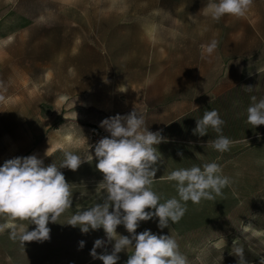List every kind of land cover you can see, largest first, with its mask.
<instances>
[{
  "label": "rangeland",
  "instance_id": "obj_1",
  "mask_svg": "<svg viewBox=\"0 0 264 264\" xmlns=\"http://www.w3.org/2000/svg\"><path fill=\"white\" fill-rule=\"evenodd\" d=\"M206 3L0 0V166L36 155L45 166L59 167L65 151L94 157V145L110 135L101 121L136 108L146 127L166 138L157 146L162 159L152 186L161 203L179 199L175 182L167 179L176 169L216 162L231 180L214 200L188 201L185 215L170 228L160 229L153 218L141 221L137 234H171L188 264H237L232 242L238 238L248 264H259L264 125L253 128L246 117L251 96L264 98V0H254L244 17L219 21L203 14ZM212 40L216 50L202 56L201 46ZM121 86L127 91L120 92ZM212 109L224 121L222 135L233 142L224 153L207 146L217 136L212 129L203 137L193 134L196 119ZM97 162L94 157L76 171L60 169L71 184L72 207L48 224L47 241L23 247L9 231L0 233V264H103L90 253L97 239H107L104 230L83 234L66 224L77 211L103 202ZM12 223L17 229L28 225ZM249 223L252 228L245 229ZM116 231L130 236L123 225ZM113 244L106 245L109 253ZM127 251L118 254L117 264H126L133 249Z\"/></svg>",
  "mask_w": 264,
  "mask_h": 264
},
{
  "label": "clouds",
  "instance_id": "obj_2",
  "mask_svg": "<svg viewBox=\"0 0 264 264\" xmlns=\"http://www.w3.org/2000/svg\"><path fill=\"white\" fill-rule=\"evenodd\" d=\"M253 2L207 0L201 11L215 21L225 15L244 17ZM217 46L216 40L202 45V56H211ZM246 89L252 91V87ZM119 91L127 89L121 86ZM250 99L247 123L253 128L264 125V98L257 101L253 95ZM223 124L217 110L205 111L202 118L196 119L193 134L203 137L212 129L217 136L208 140L207 146L224 153L230 150L233 142L222 135ZM100 127L110 134L94 145V157L98 161L95 167L103 174L105 197L102 203L74 213L66 224L78 226L83 234L90 230H104L107 239H97L90 253L103 264H117L118 254L129 248L133 251L126 264H188L187 257L179 250L177 239L171 234L158 235L151 230L137 234L136 230L141 221L153 218H158L160 229L170 228V223L175 224L183 218L188 201L199 204L202 199L214 200L230 185V178L222 174V168L216 162L173 170L167 179L175 182L179 199L172 197L161 203V196L152 186L162 159L157 146L166 142V138L159 131H150L144 116L136 108L126 115L117 114L102 120ZM45 155L49 156L48 151ZM63 155L59 167L55 163L45 166L43 159L36 155L8 159L0 166V217L8 221L0 223V233L9 231V238L23 247L25 242L49 240L51 230L48 224L57 223L58 218L72 207L71 184L60 169L76 171L83 163H92L94 159L89 151L85 155L65 151ZM13 221H27L28 225L21 224L17 229ZM29 225H35L34 230L29 231ZM119 225H123L130 236L118 235L116 229ZM250 228V223L245 225V229ZM113 241L109 253L106 245ZM84 243L79 242L81 249ZM97 249L105 251L98 254ZM232 249L237 264H248L238 238L233 240ZM259 264H264V256L259 258Z\"/></svg>",
  "mask_w": 264,
  "mask_h": 264
}]
</instances>
